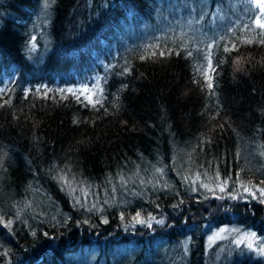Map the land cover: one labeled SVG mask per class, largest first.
I'll return each instance as SVG.
<instances>
[{
	"label": "trees",
	"instance_id": "16d2710c",
	"mask_svg": "<svg viewBox=\"0 0 264 264\" xmlns=\"http://www.w3.org/2000/svg\"><path fill=\"white\" fill-rule=\"evenodd\" d=\"M171 1L0 0V264H264L207 241L264 245L262 30L188 42Z\"/></svg>",
	"mask_w": 264,
	"mask_h": 264
},
{
	"label": "rangeland",
	"instance_id": "374dc122",
	"mask_svg": "<svg viewBox=\"0 0 264 264\" xmlns=\"http://www.w3.org/2000/svg\"><path fill=\"white\" fill-rule=\"evenodd\" d=\"M168 5L164 11V15H167L166 18L169 17V25H167L166 31L171 32L173 30L174 33L176 31L174 36L178 38L184 35L187 37L188 42L196 41L207 44L211 37L214 40H219L221 37L227 35L232 27L234 30L243 29V23L250 24L249 26H251L252 20L260 16V10L256 7L255 0H224L222 5L217 6L211 12L210 18L207 21L208 23L203 22L205 20L204 15L207 13L209 7L208 0H174L171 3L168 2ZM223 11L229 17L227 24L225 26H223L224 22L215 24V15ZM39 27H41L40 24ZM162 28L164 29V27ZM140 30L145 32L147 37L151 38L152 36L162 38L164 34L159 32L158 26L154 27L153 30L150 27L147 31L146 28ZM40 35L42 36V31ZM139 40L134 41V43H140ZM225 236H232L238 242L253 244L257 247L259 254L264 255V245L260 238L250 230H243L234 226H223L211 230L207 235V241L211 244Z\"/></svg>",
	"mask_w": 264,
	"mask_h": 264
},
{
	"label": "snow or ice",
	"instance_id": "6c2138e0",
	"mask_svg": "<svg viewBox=\"0 0 264 264\" xmlns=\"http://www.w3.org/2000/svg\"><path fill=\"white\" fill-rule=\"evenodd\" d=\"M255 3H256V7L260 10V16L257 17L255 19V24L258 28H260L262 30L261 32V37L262 39L259 41L260 43H264V0H255ZM45 6L47 7V0H46V3H45ZM253 41L251 40H246L245 43H252ZM225 51H231V49L229 48H225L224 49ZM161 55H164V53H161ZM189 55H191V53H189ZM208 59V71H212L214 70L213 69V66H212V63H211V53L208 54V56L206 57ZM239 63V62H237ZM209 81H211V77H209ZM210 88L212 87V84L211 82H209V85H208ZM264 191V190H262ZM137 216H139V214H137ZM249 247H251V245H249Z\"/></svg>",
	"mask_w": 264,
	"mask_h": 264
},
{
	"label": "bare ground",
	"instance_id": "6f19581e",
	"mask_svg": "<svg viewBox=\"0 0 264 264\" xmlns=\"http://www.w3.org/2000/svg\"><path fill=\"white\" fill-rule=\"evenodd\" d=\"M129 31H130V30H129ZM141 32H142V31H140V33H141ZM132 33H133V32H132ZM142 33H143V32H142ZM128 34H129V33H128ZM138 34H139V33H138ZM148 35H149V34H148ZM129 36H130V35H129ZM132 36H133V34H132ZM138 36H140V35H138ZM151 36H152V35H151ZM130 37H131V36H130ZM133 37H134V36H133ZM140 38H142V36H141ZM149 38L152 39L153 36H152V38H151V37H149ZM127 39H128V38H127ZM133 39H134V38H133ZM158 39H159V38H158ZM136 40H137V39H136ZM136 40H134V41H136ZM155 40H156V39H155ZM155 40H154V41H155ZM148 41H149V40H148ZM160 41H161V40H160ZM146 42H147V41H146ZM150 42H151V41H150ZM149 45H150V44H149ZM163 46H164V45H163ZM1 149H3V148H1ZM2 152H3V151H2ZM2 154H3V153H2ZM3 155H4V154H3ZM5 155H6V152H5ZM177 174H178V173H177ZM184 178H185V177H184ZM187 178H188V177H187ZM178 179H179V178H178ZM178 181H179V180H178ZM181 181H182V180H181ZM181 183H182V182H181ZM179 185H180V184H179ZM183 185H184V184H183ZM183 187H184V186H183ZM30 193H32V192H30ZM34 193H36V192L34 191ZM38 194H39V192H38ZM67 194H68V193H67ZM28 195H29V193H28ZM31 195H33V194H31ZM25 196H26V195H25ZM34 198H35V196H34ZM36 198H38V196H37ZM68 198H69V197H68ZM26 199H27V198H26ZM29 199H30V198H29ZM23 200H24V199H23ZM23 200H22V201H23ZM27 200H28V199H27ZM32 200H33V199H32ZM46 200H47V199H46ZM120 200H121V199L119 198V201H120ZM126 200H127V199H126ZM30 201H31V200H29L28 202L30 203ZM75 201H76V200H75ZM123 201H124V200H123ZM23 202L25 203V201H23ZM57 202H58V201H57ZM99 202H100V201H99ZM125 202H126V201H125ZM128 202H129V201H128ZM26 203H27V202H26ZM32 203H33V202H32ZM44 203H46V202H44ZM49 203H50V202H49ZM49 203H48V205L50 206ZM121 203H122V201H121ZM40 204H41V203H40ZM100 204H101V203H100ZM24 205H25V204H24ZM44 205H45V204H44ZM46 205H47V203H46ZM53 205H54V204L52 203V206H53ZM95 205H96V204H95ZM97 205H98V204H97ZM123 205H124V204H123ZM126 205H127V203H126ZM126 205H125V206H126ZM20 206H21V204H20ZM34 206H35V204H34ZM34 206H33V207H34ZM42 206H43V205H42ZM55 206H56V204H55ZM55 206H54V208H55ZM64 206H65V204H64ZM98 206H99V205H98ZM130 206H131V205H130ZM130 206H129V207H130ZM46 207H47V206H46ZM100 207H101V206H100ZM27 208H29V207L27 206ZM34 208H35V207H34ZM40 208L42 209V207H40ZM51 208H52V207L50 206V209H51ZM58 208H59V207H58ZM82 208H83V207H82ZM97 208H98V207H97ZM102 208H103V206H102ZM102 208H101V209H102ZM121 208H122V207H121ZM18 209H19V208H18ZM32 209H33V208H32ZM32 209H31V210H32ZM43 209H44V208H43ZM99 209H100V208H99ZM20 210H21V209H20ZM36 210H37V207H36ZM34 211H35V210H34ZM39 211H40V210H39ZM45 211H47V208H46ZM100 211H101V210H100ZM103 211H104V210H103ZM18 212H19V211H18ZM22 212H23V211H22ZM31 212H32V213H31ZM31 212H30V213L33 214V211H31ZM41 213H43V212H41ZM48 213H49V212H48ZM37 214H38V213H37ZM44 215H45V214H44ZM44 215H43V216H44ZM54 215H55V213H54ZM58 215H59V214H58ZM23 216H24V214H23ZM33 216H35V215L33 214ZM41 216H42V215H41ZM46 216H47V215H46ZM93 216H94V215H93ZM48 217H49V216H48ZM48 217H47V218H48ZM50 217H51V216H50ZM56 217H58V216H56ZM97 218H98V217H97ZM100 218H101V217H100ZM45 219H46V217H45ZM50 220H51V219H50ZM53 220H54V219H53ZM57 220H58V219H57ZM60 220H61V219H60ZM36 221H37V219H36ZM44 221H45V220H44ZM47 221H48V219H47ZM39 222H40V221H39ZM47 223H48V222H47ZM50 226H51V225H50ZM52 226H53V225H52ZM73 227H74V226H73ZM52 228H53V227H52ZM52 228H51V230H52ZM53 232H54V231H53ZM59 232H60V231H59ZM121 233H122V232H121ZM79 235H80V234H79ZM119 237H120V236H119ZM61 238H62V237H61ZM53 240H54V239H53ZM118 240L120 241L121 239H118ZM99 249H100V248H99ZM116 250H117V248H116ZM114 252H117V251H114ZM33 253H34V252H33ZM32 255H33V254H32ZM95 255H96V254H95ZM37 256H38V255H37ZM91 256H92V255H91ZM91 256H90V257H91ZM93 256H94V255H93ZM96 256H97V255H96ZM96 256H95L94 258H96ZM118 256H119V255H118ZM28 257H29V255H28ZM32 257H33V256H32ZM45 257H46V256H45ZM45 257H44V258H45ZM129 257H130V254H129ZM0 258H1V257H0ZM37 258H38V257H37ZM57 258H58V257H57ZM127 258H128V257H127ZM1 259H2V258H1ZM1 259H0V260H1ZM91 259H93V258H90V260H91ZM42 260H43V259H42ZM42 260H41V261H42ZM119 260H120V259H119ZM24 261H25V260H24ZM116 261H117V260H116ZM127 261H128V260H127ZM1 262H2V260H1ZM37 262H38V261H37ZM92 262H93V261H92ZM122 262H123V261H122ZM122 262H121V263H122ZM20 263H21V262H20ZM42 263H43V261H42ZM80 263H81V262H80ZM86 263H87V262H86ZM88 263H89V262H88ZM32 264H33V263H32ZM76 264H77V263H76ZM92 264H93V263H92ZM112 264H113V263H112ZM114 264H115V263H114Z\"/></svg>",
	"mask_w": 264,
	"mask_h": 264
}]
</instances>
